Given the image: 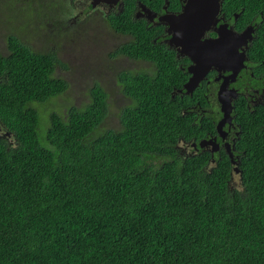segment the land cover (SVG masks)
Listing matches in <instances>:
<instances>
[{
  "label": "trees",
  "instance_id": "obj_1",
  "mask_svg": "<svg viewBox=\"0 0 264 264\" xmlns=\"http://www.w3.org/2000/svg\"><path fill=\"white\" fill-rule=\"evenodd\" d=\"M52 4L59 30L66 1ZM127 5L107 21L133 38L111 54L151 61L153 70L117 74L129 99L117 114L120 129L100 128L108 98L96 83L83 106L42 115L33 103L67 91L55 75L67 66L55 48H32L14 25L5 36L0 264H264V126L247 130L237 188L227 163L208 171L198 157L182 160L176 144L189 126L181 116L189 100L171 94L181 70Z\"/></svg>",
  "mask_w": 264,
  "mask_h": 264
},
{
  "label": "flooded vegetation",
  "instance_id": "obj_2",
  "mask_svg": "<svg viewBox=\"0 0 264 264\" xmlns=\"http://www.w3.org/2000/svg\"><path fill=\"white\" fill-rule=\"evenodd\" d=\"M94 1H89L87 11H93L97 4L102 3L105 12L101 18L105 21L111 14L125 13L124 6L128 4L131 7L130 16L137 20L139 26H144V36L150 43L164 50L173 64L181 70V86L174 88L171 94L189 100V104L181 110L182 123L189 126L183 129V135L176 144L177 155L182 160L191 156L200 158L204 169L208 171H212L221 161L227 163L230 166V188L234 189L232 184L236 183L239 187L240 164L250 147L244 141L247 130L264 126V116L258 117L259 112L264 113V29L259 33L261 23L264 27V0H219L214 22L193 41V46L187 47L188 43L185 42L186 49L172 38L173 29L183 28L185 35L191 36L195 23L181 20L174 24L171 17L183 13L188 0H97L93 5ZM86 9H80L77 14L83 15ZM114 32L121 44L133 38L130 32ZM217 42L219 62L211 64L210 60L216 55V49L211 44ZM194 48L197 50L195 59L186 52L188 49L194 51ZM5 50L7 52L6 44ZM232 51L239 52L243 58V66L233 80H228V89L233 90L234 94L227 93L232 105L231 113L225 116L218 99V90L225 80V68L232 64L227 56ZM119 56L123 57L119 62L116 61L119 66L124 65L126 59H130L136 65L134 67L140 68V63H146L144 69L153 70L151 61L124 54L112 57L116 59ZM201 61L209 62L203 77L190 93L180 92L179 89L192 76L189 68L199 62L202 64ZM94 84L91 85L87 101L91 98ZM96 84L109 98L107 85ZM116 122L120 128L119 118ZM255 131L254 128L253 132ZM5 132L2 127L0 136L6 135ZM249 138L255 141L257 135H250ZM235 167L238 172L234 170Z\"/></svg>",
  "mask_w": 264,
  "mask_h": 264
},
{
  "label": "rangeland",
  "instance_id": "obj_3",
  "mask_svg": "<svg viewBox=\"0 0 264 264\" xmlns=\"http://www.w3.org/2000/svg\"><path fill=\"white\" fill-rule=\"evenodd\" d=\"M52 1L55 0H0V52H6L5 36L11 25L22 29L32 48L56 49L67 68L56 67L55 75L68 81V89L49 103L33 105L44 116L51 111L63 115L70 105L81 107L86 104L91 85L102 83L107 85L106 91L110 96L107 100V115L100 128L118 129V111L128 104L129 99L122 96L117 74L136 65L126 59V63L119 66L116 61L119 62L123 57H112L111 52L121 43L107 21L101 18L105 12L102 3L97 4L93 11H87L90 0H65L66 10L62 11L60 18L65 23L57 30L55 17L61 10ZM33 7L37 11H33ZM80 9H86L83 15L77 14ZM76 14V18H73ZM145 66L146 63H140L139 67ZM39 136L41 138L42 134ZM232 187L236 188L237 183L232 184Z\"/></svg>",
  "mask_w": 264,
  "mask_h": 264
},
{
  "label": "water",
  "instance_id": "obj_4",
  "mask_svg": "<svg viewBox=\"0 0 264 264\" xmlns=\"http://www.w3.org/2000/svg\"><path fill=\"white\" fill-rule=\"evenodd\" d=\"M97 0L93 2V5H95ZM219 9V0H201L199 2L198 0H188L187 5L185 6V10L183 13L178 14L176 17H171V22L176 24L179 23L181 20H190L195 23V27L193 28L192 35H185L186 31L183 28H175L173 29V36L174 40L181 44L185 49V42L188 43L187 47L193 46V41L196 40L201 33L208 28V26L214 22L215 16ZM193 18L195 20H193ZM216 49V55L210 60V63H217L219 62V55L217 46L219 45V42L216 44H211ZM188 54L192 55L191 57L195 59V55L197 52L196 48H194V51H186ZM229 61L232 63L229 65V67L225 68V73L223 74V77L225 80L220 85V88L218 90V99L221 103V110L224 112V115L227 116L231 113V101L228 98V92L232 95L233 90L228 89V80H233L241 67L243 66V58L239 54V52L235 53L232 51V53L227 54ZM189 68L190 72H192V76L189 78V80L183 85L181 89H179L182 93H190L195 86L198 84L199 80L203 77L204 72L208 69L209 65H207L209 62L201 61ZM205 64V65H204ZM2 129V125H0V131ZM234 170L238 172V168L235 167Z\"/></svg>",
  "mask_w": 264,
  "mask_h": 264
},
{
  "label": "clouds",
  "instance_id": "obj_5",
  "mask_svg": "<svg viewBox=\"0 0 264 264\" xmlns=\"http://www.w3.org/2000/svg\"><path fill=\"white\" fill-rule=\"evenodd\" d=\"M121 128V127H120ZM120 128H118V129H120Z\"/></svg>",
  "mask_w": 264,
  "mask_h": 264
}]
</instances>
